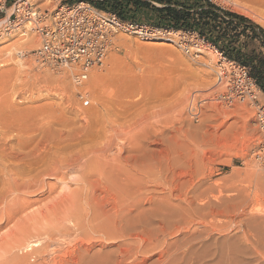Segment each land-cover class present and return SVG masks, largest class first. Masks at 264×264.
<instances>
[{
  "label": "rangeland",
  "instance_id": "1",
  "mask_svg": "<svg viewBox=\"0 0 264 264\" xmlns=\"http://www.w3.org/2000/svg\"><path fill=\"white\" fill-rule=\"evenodd\" d=\"M16 1L0 0V32ZM31 2L39 9H53L66 3L54 0ZM213 2L228 11L232 9L222 0ZM24 32L33 37L32 45L14 46L24 38ZM5 35L0 36V142L3 141L0 145L13 151V155L24 156L31 151L39 154L40 148L47 149L44 135H49L48 132L71 137L70 141L65 139L60 144L62 148L65 145L63 149L52 153L49 162L39 163L38 169L33 165L34 170H30L29 175L25 170L16 176L20 179L15 178L20 182L17 191L7 194L0 206V215L15 213L9 222L0 218V264H198V259L205 258L207 261L202 259L204 262H210L214 257L225 261L236 257L239 264H264V170L253 157L258 146L255 107L264 105L262 92V96L256 93L257 102H226L222 98L226 92L224 86L221 89L216 83L223 60L215 52V62L205 56L209 47L196 35L174 33L167 37L169 39L159 36L144 41L135 35L117 33L103 65L92 70L100 76L98 82L90 79V72L80 87L73 83V70L71 73L68 68L40 67L34 62L30 52L39 43L34 33L19 28ZM165 40L169 42H163ZM177 43L187 44V53ZM80 93L88 101L87 106L79 100ZM191 108L198 110V118L193 116ZM223 111L228 114L220 113ZM93 124L96 129L91 135L89 127ZM6 147L3 150L6 151ZM7 152L4 153H11ZM135 161L146 169L173 165L175 175L181 174L178 177L199 183L202 191L208 190L206 196L210 201L221 198L220 210L225 212L222 225L229 233L213 234L207 242L201 235L199 240L187 245L198 236L196 230H200L193 221L191 228L181 227L182 231L173 230L162 236L156 234L146 248L138 251L137 243L134 245L119 236L122 232L114 231L118 236L114 232L106 236L100 228L98 231L95 225L100 220L90 218L91 211H81L83 215L78 218L74 211L72 216L76 214V221L75 218L72 221L71 215L69 219L67 209L72 210L69 205L74 201L73 197L83 194L82 177L88 162L102 168L100 174L93 173L95 179H92L97 181L99 177L101 182L102 173L105 178L104 173L108 170L106 176L111 177L110 170H116L118 165H132ZM148 181L145 195L155 192L159 195L161 187H154ZM24 186L27 190H23ZM97 193L96 197L100 195L101 201L104 196ZM70 197L72 202L69 204ZM104 198L102 202L109 208L110 197ZM145 205V217L140 218V221L147 219L144 223L149 222V218L153 221L148 213L150 208ZM210 205L212 209L214 203ZM127 230L128 227L122 228L123 232ZM139 230L136 233L140 238L138 241L143 243L140 240L146 239V235ZM244 236H249L250 246L243 242ZM25 242H37L33 248L38 247V253L33 248L31 252L24 249ZM86 247L88 251H83ZM129 251L131 254L123 260ZM213 252L218 253L210 258ZM22 253L27 254V258Z\"/></svg>",
  "mask_w": 264,
  "mask_h": 264
},
{
  "label": "bare ground",
  "instance_id": "2",
  "mask_svg": "<svg viewBox=\"0 0 264 264\" xmlns=\"http://www.w3.org/2000/svg\"><path fill=\"white\" fill-rule=\"evenodd\" d=\"M226 5L228 6H231L232 9L231 11L237 13V14H240V15H243L247 18H249L250 20L254 21L255 23H257L258 25H260L261 27L264 28V0H222ZM54 10V8H53ZM57 10V9H55ZM7 23V22H6ZM9 24L7 23L6 27L9 28ZM12 27V26H11ZM28 27V26H27ZM2 32H0V36H4L5 35V30H4V26L2 28ZM15 30V29H13ZM13 30H11L10 32H12ZM9 35V34H8ZM7 34L5 36H8ZM27 33H23L22 36L24 38H22V40H19L17 42L16 45L14 46H18V45H32L31 43L33 42V37H31L30 35H27ZM26 36V37H25ZM164 42V41H163ZM167 42V41H166ZM172 42V41H170ZM190 43V42H189ZM170 44V43H168ZM179 44V43H177ZM179 47H181L179 45ZM209 47V50L205 56H208L210 59H212V61H216L215 60V56L213 55L214 52L218 55L219 53L211 46H208ZM201 53V51H200ZM221 59H223L224 57L220 56ZM208 59V58H207ZM211 62V61H210ZM210 64H208V67H209ZM71 73H72V69L71 68H68ZM74 71V70H73ZM93 71H91V75H90V79L94 82H98L100 76L99 75H96L95 73H92ZM88 79V78H87ZM221 86V89L223 88L222 85ZM220 89V88H218ZM257 94H259L260 96H262V93L260 90L257 91ZM256 94V96H257ZM258 99V98H257ZM116 103V102H113V104ZM113 104L111 103V105L113 106ZM119 103H117L118 105ZM121 106V103L120 105ZM117 107V106H116ZM129 107V106H128ZM131 107V106H130ZM134 107V105L132 106ZM113 108H115L113 106ZM117 109V108H116ZM114 109V110H116ZM137 109V108H136ZM110 110V109H109ZM108 110V111H109ZM111 111V110H110ZM134 111V110H133ZM117 113V112H116ZM224 115L228 114L226 111H223V112H220ZM90 115V114H89ZM115 116V115H114ZM119 117V116H118ZM87 118V116H86ZM93 118V117H92ZM109 118V117H108ZM88 119V118H87ZM111 119V118H110ZM91 120V119H90ZM104 122V121H103ZM116 122V121H115ZM91 124V123H90ZM1 125V124H0ZM8 125V124H7ZM7 125H6V129H7ZM10 125V123H9ZM113 125H116V124H113ZM5 127V125H3ZM81 126V125H80ZM97 126V124H96ZM119 126V125H118ZM117 126V127H118ZM8 128L10 129V127L8 126ZM74 128V127H73ZM88 128V127H87ZM94 124L91 125V128L89 127V133L91 134L94 130ZM116 128V127H115ZM122 128V127H121ZM86 129V128H85ZM96 129V128H95ZM119 129V128H118ZM46 129V132L45 134L48 132ZM100 130V129H97V131ZM52 131V130H51ZM111 131H112V127H111ZM119 131V130H118ZM2 132H5V129L4 131L2 130ZM106 132H107V129H106ZM122 132V130L120 131ZM98 133V132H97ZM100 133V132H99ZM98 133V134H99ZM116 133V131H115ZM118 133V132H117ZM49 135H44L46 136V141L45 142H48V147L47 149L46 148H40L41 149V153L39 154H35L34 151L33 153L35 154L33 156V153L31 151V154H27L24 156H16V155H13V151L11 152L8 151L9 148L7 149L6 146H4L2 144V146L0 145V206L2 207V202L4 201L5 202V197L7 194H10L12 193L13 191L16 192L17 188H18V184H20V182L18 183V181L15 179V178H18L16 177L18 174H20L21 172H24L25 170H27V175L28 172L30 170H34L32 167L33 165H35V167H37V165L39 166V163H44L45 161V164L47 163L48 160H50V156H52V153L55 151L57 152L58 150H60L62 148V146L60 145L61 143H64L65 139L67 141V139H69L70 141V135L68 134H54V133H51V132H48ZM85 134V133H83ZM87 134V133H86ZM110 134V133H109ZM91 135H94V134H91ZM90 135V136H91ZM97 135V134H96ZM106 135V134H105ZM73 136H74V133H73ZM111 136V135H110ZM109 138V136H107ZM114 137V136H113ZM117 137V136H116ZM82 138V136H81ZM112 138V137H111ZM52 142H50L51 140ZM77 139H78V135H77ZM80 139V138H79ZM98 139V138H97ZM100 139V138H99ZM110 139V138H109ZM108 139V140H109ZM1 140V139H0ZM5 140V139H4ZM76 140V139H74ZM106 140V138H105ZM96 141V140H95ZM3 142V141H1ZM0 142V144H1ZM88 142V141H87ZM114 142V141H113ZM40 143V142H39ZM5 144V143H4ZM74 144V143H73ZM77 144V143H76ZM38 146V145H37ZM6 147V151L3 150V148ZM65 147V145L63 146V148ZM107 147V145H106ZM62 148V149H63ZM99 148V147H98ZM97 150H100V148ZM104 148V147H103ZM5 149V148H4ZM39 149V151H40ZM94 151L95 148H93ZM90 150V148H89ZM102 150V148H101ZM8 151V152H7ZM84 151V150H83ZM86 151V149H85ZM91 151V150H90ZM88 151V152H90ZM9 153V154H5V153ZM65 152V151H64ZM87 152V151H86ZM87 152V153H88ZM80 153V152H78ZM86 154V153H85ZM76 155H77V152H76ZM95 155V154H94ZM97 156V155H96ZM70 158V156H69ZM97 158V157H96ZM102 158V156H101ZM71 159V158H70ZM75 159H78V158H75ZM103 159V158H102ZM121 159V158H120ZM59 160V159H58ZM66 160V159H65ZM72 160L71 159V163H72ZM97 160V159H96ZM119 160V159H118ZM125 160V159H124ZM64 161V159H63ZM80 161V160H79ZM120 161V160H119ZM2 162H4V164L6 163L7 166H3ZM49 162V161H48ZM51 162V161H50ZM55 162V161H54ZM60 162V161H59ZM76 162V160H75ZM99 162V160L97 161ZM96 162V163H97ZM122 162V161H121ZM78 163V162H77ZM92 162H88L86 167H85V172L83 173V181H84V189H83V194L82 196H80V194H78V196H74L73 199L72 197L69 198V206L72 208V210L70 209H67V215H71L72 214L74 215V211L76 212L77 214V218L79 215H83L82 212H85V211H91L92 213H90V218L92 217V219L96 220L98 219L99 223L97 225H95L96 229L97 228H100L101 232L106 236L108 235H111L114 231H118V232H122L121 235H119L121 238H125L124 240L125 241H131L134 245L137 243L138 245H136V250H141V249H144L146 248V246L151 243L152 239L155 238L157 235L156 234H161L162 235H165V234H169L170 231H173V230H176L178 231L181 230V227L182 229H188L189 227L191 228V225L193 223V221H196V224L198 226H200V230H196L198 233L193 240L191 241H188V244L187 245H190L191 242L193 241H197L200 239L201 235H204V239L203 237L202 240L203 241H206L207 240L209 241V239H211L213 237V234H219V235H222L221 233H229L227 230L224 231L225 227L222 225V216H224V213L220 210V201H221V198L218 199V198H214V201H210L206 194L208 192V190H201V185L199 183H194L192 182H189L188 180H186L185 178L183 177H178L180 175H175L176 171H175V167L173 165H170V166H167L166 168H159V169H146L144 167H142V165L139 163L136 164L137 162L135 161L134 164L132 165H125L124 166H119V168H117L116 170H110V175L111 177L109 176H106L107 175V171L106 173H104L105 175V178L103 176V173H102V176L100 175L102 181L100 182V178L98 177L99 175L96 174V177L98 178L96 179L97 181L95 180H92V179H95V176L93 175V173L95 174V171L96 173L99 172V174L102 172H100V168H98V166H93L94 164L91 165ZM116 163V162H115ZM127 163V162H126ZM50 165V164H49ZM60 165V164H59ZM69 165H70V162H69ZM105 165V164H103ZM113 165V163H112ZM102 166V165H101ZM107 166V165H106ZM41 167V166H40ZM100 167V166H99ZM108 167V166H107ZM109 167H111V165H109ZM115 168V167H114ZM38 169V167H37ZM36 169V170H37ZM109 169V168H108ZM46 170V169H45ZM104 170V169H103ZM50 171V169H49ZM255 172V171H254ZM24 173V174H26ZM34 173V172H33ZM32 173V175H33ZM47 173V172H46ZM256 173V172H255ZM23 174V175H24ZM39 174V173H38ZM184 173H182L183 175ZM98 175V176H97ZM187 175V174H186ZM41 176V175H40ZM184 176V175H183ZM94 177V178H92ZM185 177V176H184ZM32 178V177H31ZM108 178V179H107ZM19 179V178H18ZM30 179V178H29ZM20 180V179H19ZM32 180V179H31ZM148 180H150L153 184H154V187H161V193L158 195L155 193H153V195L151 194L150 196H147L145 195L146 194V184L147 182H149ZM82 181V179H81ZM25 182H27L25 180ZM24 182V183H25ZM32 182H35V181H32ZM31 182V183H32ZM30 183V184H31ZM82 183V182H81ZM151 184V183H150ZM22 185V184H21ZM100 185V186H99ZM103 185V187H101ZM32 186V185H31ZM98 188H101L100 189H97ZM212 187V186H211ZM23 188V187H22ZM216 188V187H215ZM26 189V187L24 186L23 190ZM31 189V188H30ZM78 189V188H77ZM156 189V188H155ZM212 189V188H211ZM210 189V190H211ZM16 190V191H15ZM27 190V189H26ZM151 190V189H150ZM153 190V189H152ZM82 191V189L80 190ZM146 191V192H145ZM156 191V190H155ZM26 192V191H25ZM75 192H76V189H75ZM97 192H100L103 194V196H107V197H110V202H107L110 204V207L108 208V204L106 205V202H102V198L101 201L98 199V197H96L98 194ZM215 192V191H213ZM96 193V194H95ZM148 193V192H147ZM77 194V193H76ZM101 194V195H102ZM150 194V193H149ZM220 194V193H219ZM145 195V196H144ZM221 196V195H220ZM223 196V195H222ZM230 196V195H229ZM213 197V196H212ZM216 197V196H215ZM5 198V199H4ZM75 198H78V199H75ZM3 199V200H2ZM72 199V201L70 200ZM105 199V198H104ZM224 199V198H223ZM231 199V198H230ZM226 200V199H225ZM109 201V200H108ZM233 201V199H232ZM214 203V207L211 209L210 208V204H213ZM223 202V201H222ZM224 203V202H223ZM222 203V204H223ZM143 204H146L148 205V208L149 209V214L152 216L151 218L153 219L150 220V215L149 216H146L149 218V222L150 224H147L149 223L148 221L146 223L145 219L144 221H140V218L141 216L144 215V208H143ZM145 205V206H146ZM68 206V207H69ZM67 207V208H68ZM21 210V208H19ZM153 210V211H152ZM233 210V209H232ZM73 211V213H72ZM82 211V212H81ZM148 211V210H147ZM70 212V214H68ZM78 212H81V213H78ZM233 212V211H232ZM13 212H8L6 214H1L0 215V218H5L6 219V222L10 221V220H13L14 219V215H12ZM147 213V214H148ZM76 214H75V217L72 216V219L75 218V221H76ZM145 214V215H147ZM223 214V215H222ZM241 214V213H240ZM85 215V214H84ZM87 215V213H86ZM71 216L69 219H71ZM80 217V216H79ZM145 217V216H143ZM97 218V219H96ZM87 219V218H86ZM1 220V219H0ZM78 220V219H77ZM85 220V219H84ZM93 220V221H94ZM263 220V219H262ZM74 221V219L72 220ZM233 221V220H232ZM5 222V223H6ZM71 222V221H70ZM80 222V218L78 220V223ZM264 222V221H262ZM72 223V222H71ZM81 223H83L81 221ZM233 223V222H232ZM77 224V222L75 223ZM87 224V223H86ZM147 224V225H146ZM79 225V224H78ZM77 225V226H78ZM84 226V225H83ZM79 227V226H78ZM81 227V226H80ZM79 227V229H80ZM128 227V230L126 232H123L122 231V228H126ZM224 227V228H223ZM150 228V229H149ZM82 229V227H81ZM80 229V230H81ZM137 229L141 230V232L144 234V236L146 235V239L144 237V239L141 238L140 241H143L142 242H139L138 240L140 239L138 237V232H137ZM94 230V228H93ZM99 231V229H97ZM139 230V231H140ZM229 230V229H228ZM182 231V230H181ZM106 232V233H105ZM115 233L116 236H118L117 234ZM117 232V233H118ZM130 232V234L128 233ZM13 233V232H11ZM83 233V232H82ZM86 233V232H85ZM113 233V234H114ZM133 233V234H132ZM137 233V234H136ZM119 234V233H118ZM226 235V234H225ZM228 235V234H227ZM226 235V236H227ZM247 235V234H246ZM245 235V236H246ZM114 236V235H113ZM242 237L243 239V242L245 243V245L247 246H250L252 243L249 241L250 238L248 239L249 236L247 237ZM104 237V236H103ZM118 237V238H120ZM225 237V236H224ZM252 237V236H251ZM14 238V237H13ZM12 238V239H13ZM27 238V237H26ZM158 238V237H157ZM254 238V237H253ZM22 239V238H21ZM241 239V238H240ZM15 240V239H14ZM19 240V239H18ZM81 240V239H80ZM120 240V239H119ZM123 240V241H124ZM263 240V239H262ZM16 241V240H15ZM25 240L22 239V242H24ZM30 241V240H29ZM224 241V240H223ZM261 241V240H259ZM85 242V241H84ZM130 242V243H131ZM258 242V240H257ZM264 242V240H263ZM19 245H21L19 242ZM17 242H15L16 244V248H17ZM26 243V242H25ZM125 243V242H124ZM129 243V244H130ZM131 243V244H132ZM159 243V242H158ZM203 243V242H201ZM8 244V243H7ZM11 244V243H10ZM128 244V246H130ZM23 245V243H22ZM35 245H37V242H35L34 244L33 243H26V245L24 246V249H28L30 252L31 251H38L37 249H39L37 247V249L33 248ZM42 245H44L42 243ZM81 245V244H80ZM155 245V243H154ZM160 245V244H159ZM170 245V244H169ZM173 245V244H172ZM211 245V244H210ZM13 246V245H12ZM15 246V245H14ZM86 246V245H85ZM84 246V247H85ZM90 246V245H89ZM158 246V245H157ZM194 246V245H193ZM192 246V247H193ZM23 247V246H21ZM156 247V246H155ZM154 247V248H155ZM191 247V246H190ZM18 248H20L18 246ZM34 250H33V249ZM44 248V246H43ZM81 248V247H80ZM172 248V247H171ZM188 248V246H187ZM235 248V247H234ZM13 249V247H12ZM42 249V248H41ZM79 250V248H77ZM82 249V248H81ZM80 249V250H81ZM23 250V249H22ZM188 250V249H187ZM197 250V249H196ZM229 250V249H228ZM25 251V250H24ZM27 251V250H26ZM83 251H88V248H84ZM131 251V250H130ZM130 251L124 255L122 258L123 260L125 258H127L129 256V253ZM191 251V250H190ZM218 251V250H216ZM42 252V250H41ZM82 251H80L81 253ZM132 252V251H131ZM165 252V251H164ZM168 252V251H167ZM228 252V251H227ZM29 253V252H28ZM38 253V252H37ZM35 253V254H37ZM45 253V251H44ZM83 253V252H82ZM192 253V252H191ZM205 253V252H204ZM210 253V252H209ZM212 253V252H211ZM218 253V252H216ZM215 253V254H216ZM224 253V252H223ZM34 254V253H33ZM131 254V253H130ZM203 254V253H202ZM214 252L213 254H211V257L210 258H213V256L215 255ZM220 254V253H219ZM234 254V253H233ZM25 255L22 253V256ZM27 255V254H26ZM25 255V256H26ZM32 255V254H31ZM191 255V254H190ZM207 255H208V252H207ZM228 255V254H227ZM236 255V253H235ZM234 255V256H235ZM29 256V255H28ZM36 256V255H35ZM34 256V257H35ZM192 256V255H191ZM202 255H200L199 257H201ZM206 256V254L204 255ZM209 256V255H208ZM218 256V255H217ZM220 256V255H219ZM233 256V255H232ZM237 256V255H236ZM18 257V256H16ZM207 257V256H206ZM230 257V256H229ZM27 258V256H26ZM26 258L24 260H26ZM121 258V259H122ZM196 258V257H195ZM198 258V256H197ZM209 258V259H210ZM219 258V257H218ZM236 257H231L229 260H224V259H221L219 258L218 260H215V257L213 259H210V262H204L202 259H205V258H202V259H198V264H239L238 260L235 259ZM18 259V258H17ZM55 260V259H54ZM59 260V259H58ZM184 260V259H183ZM207 261V259H205ZM61 261H63L61 259ZM65 261V260H64ZM72 261V260H71ZM70 261V262H71ZM188 261V260H187ZM195 262V260H192ZM191 261V262H192ZM193 262V263H194ZM241 262V261H240ZM66 263V262H65ZM68 263V262H67ZM66 263V264H67ZM244 263V262H243ZM54 264V263H53ZM61 264V262H60ZM75 264H82V262L78 263L76 262ZM197 264V263H196Z\"/></svg>",
  "mask_w": 264,
  "mask_h": 264
},
{
  "label": "built area",
  "instance_id": "3",
  "mask_svg": "<svg viewBox=\"0 0 264 264\" xmlns=\"http://www.w3.org/2000/svg\"><path fill=\"white\" fill-rule=\"evenodd\" d=\"M208 1L215 4L213 0ZM6 22L10 25L9 28L6 27ZM19 28L31 31L38 38L37 48L30 52L34 62L40 67L71 68L74 70L73 83L77 87L84 84L93 69L103 65L117 33L135 35L144 41H151L159 36L169 39L167 37L174 33L196 35L158 29L148 24L122 22L116 16L102 12L86 1L71 5L65 3L54 7L53 10L39 9L31 0H17L4 21L5 34L8 35L11 30ZM166 41L169 42H164ZM201 41L203 42L202 39ZM179 45L187 53L188 45ZM219 55L222 56L220 53ZM222 60L223 67L216 76V83L224 86L226 90L222 98L226 102H257L256 93L259 88L250 76L248 68L225 58ZM78 98L83 106L88 105L83 94H78ZM255 108L258 146L253 152V157L255 163L264 170V105L257 104ZM190 111L198 118L199 112L196 108H191Z\"/></svg>",
  "mask_w": 264,
  "mask_h": 264
},
{
  "label": "trees",
  "instance_id": "4",
  "mask_svg": "<svg viewBox=\"0 0 264 264\" xmlns=\"http://www.w3.org/2000/svg\"><path fill=\"white\" fill-rule=\"evenodd\" d=\"M79 1H86L122 22H145L158 29L196 34L226 60L247 67L264 94V28L249 18L208 0H67L66 3Z\"/></svg>",
  "mask_w": 264,
  "mask_h": 264
},
{
  "label": "crops",
  "instance_id": "5",
  "mask_svg": "<svg viewBox=\"0 0 264 264\" xmlns=\"http://www.w3.org/2000/svg\"><path fill=\"white\" fill-rule=\"evenodd\" d=\"M221 8H223V7H221ZM223 9H224V8H223ZM225 10H226V9H225ZM233 13H234V12H233ZM150 17H151V16L149 15L148 18H150ZM137 24H148V25H150L149 23H145V22H144V23H143V22H138ZM151 26H152V25H151ZM196 36H197V35H196ZM197 37H198V36H197ZM215 50H216V49H215ZM216 51H217V50H216ZM217 52H218V51H217ZM218 53H219V52H218Z\"/></svg>",
  "mask_w": 264,
  "mask_h": 264
}]
</instances>
